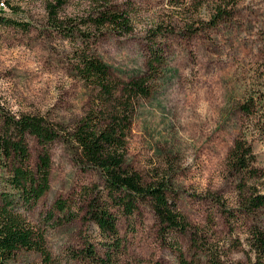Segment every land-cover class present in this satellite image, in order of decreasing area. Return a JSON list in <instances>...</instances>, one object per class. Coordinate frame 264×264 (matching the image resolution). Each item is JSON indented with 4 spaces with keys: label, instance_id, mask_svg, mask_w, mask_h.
<instances>
[{
    "label": "rangeland",
    "instance_id": "1",
    "mask_svg": "<svg viewBox=\"0 0 264 264\" xmlns=\"http://www.w3.org/2000/svg\"><path fill=\"white\" fill-rule=\"evenodd\" d=\"M2 1L4 16L29 27L0 23L1 101L15 113L39 114L70 129L98 96L97 88L77 69L78 55L87 50L84 35L76 32L68 38L51 24L46 5L54 0ZM64 1L60 19L79 23L98 0ZM109 1L130 14L133 30L125 35L90 30L85 36L90 39L87 51L108 63L116 78H150L151 86L150 95L136 103L128 163L147 181L168 179L193 227L211 229L214 219L216 240L229 253L228 264H251L245 244L232 249L239 235L229 233L213 196L230 207L237 203L238 181L227 157L243 129L239 102L264 65V0H236L233 16L215 25L210 21L221 0ZM156 28L164 35L154 37ZM152 50L161 56L162 65L153 62ZM28 140L35 161L41 146L34 137ZM253 143L258 163L264 166V139L256 136ZM50 153L51 189L30 216L46 231L51 264H91L74 258L73 252L83 247L86 237L97 241L98 227L80 219L64 221L54 203L75 199L80 187L98 176L80 167L72 144L54 142ZM2 176L0 172V191ZM141 211L121 220L127 242L123 264H179L177 252L159 236L151 206ZM178 241L189 259H204L192 250L190 231L180 234ZM44 263L39 253L24 250L11 262Z\"/></svg>",
    "mask_w": 264,
    "mask_h": 264
},
{
    "label": "trees",
    "instance_id": "2",
    "mask_svg": "<svg viewBox=\"0 0 264 264\" xmlns=\"http://www.w3.org/2000/svg\"><path fill=\"white\" fill-rule=\"evenodd\" d=\"M64 2L47 3L49 20L68 38L76 32L84 35L81 39L87 50L90 39L85 36L90 30L119 35L133 30L130 14L109 0H98L79 23L72 18L60 19L58 10ZM235 4L236 0L217 3L212 25L231 18ZM2 10L0 7V23L29 27L24 21L4 16ZM152 33L154 37L164 35L157 28ZM87 50L78 55L77 69L86 82L97 88L98 96L93 108L70 129L39 114L15 113L0 99V172L4 178L0 191V264H11L23 250L39 253L44 264L52 263L46 231L30 213L51 189L50 146L57 141L72 144L80 167L98 176L97 181L82 185L75 199L59 198L54 203L64 221L80 219L99 229V239L86 237L83 247L73 252L74 258L91 264H123L127 242L120 231L121 220L141 214L142 207L148 204L158 220L160 238L177 252L179 264H228L229 253L216 240L214 219L210 220L211 229L193 227L179 208V194L168 179L147 181L128 163V136L136 103L139 97L150 95V78H116L108 63ZM152 55L153 62L163 64L156 50ZM261 68L239 102L243 129L227 157L229 170L238 181L237 203L230 207L213 196L229 233L239 235L232 249L245 244L251 264H264V166L258 163L253 143L256 136L264 139V65ZM29 137L41 146L35 161ZM241 226L243 232L239 234ZM189 231L192 250L205 262L189 259L178 241L180 234Z\"/></svg>",
    "mask_w": 264,
    "mask_h": 264
},
{
    "label": "built area",
    "instance_id": "3",
    "mask_svg": "<svg viewBox=\"0 0 264 264\" xmlns=\"http://www.w3.org/2000/svg\"><path fill=\"white\" fill-rule=\"evenodd\" d=\"M0 4H1L3 7L6 6V3H5L4 1H2Z\"/></svg>",
    "mask_w": 264,
    "mask_h": 264
}]
</instances>
